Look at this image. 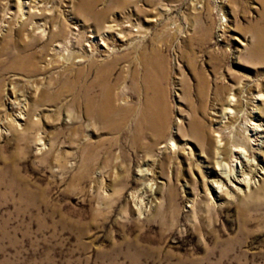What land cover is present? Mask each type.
Here are the masks:
<instances>
[{
  "label": "rangeland",
  "instance_id": "obj_1",
  "mask_svg": "<svg viewBox=\"0 0 264 264\" xmlns=\"http://www.w3.org/2000/svg\"><path fill=\"white\" fill-rule=\"evenodd\" d=\"M258 32L264 0H0V264H264ZM90 68L114 131L75 100ZM221 128L260 170L234 199L213 185Z\"/></svg>",
  "mask_w": 264,
  "mask_h": 264
},
{
  "label": "bare ground",
  "instance_id": "obj_2",
  "mask_svg": "<svg viewBox=\"0 0 264 264\" xmlns=\"http://www.w3.org/2000/svg\"><path fill=\"white\" fill-rule=\"evenodd\" d=\"M25 16V14H24ZM34 17V15H33ZM40 29V27L38 28ZM115 29L113 26L107 30L104 35H99L102 43L100 45H104L106 49L110 48L108 46V42L105 40L110 32H113ZM118 30V29H116ZM45 32V29L43 30ZM56 34H54V37ZM257 36L259 37V40L261 41L258 46H262L264 41L262 38L264 37V32H258ZM93 38L92 45H89L90 48L88 51L91 52V56H93L95 53V46H96V36H91ZM99 45V43L97 44ZM69 46V45H68ZM57 47L61 50L63 47L61 44H58ZM66 48V47H65ZM63 48V49H65ZM92 48V49H91ZM67 50V48H66ZM61 54V53H60ZM78 62H82V60H79ZM97 65L94 66L96 69ZM93 68H90L88 70L83 69L81 72L76 75V78L80 83V95L75 96L76 102H78L81 107L84 109V115L88 120H93L96 122H104V125L106 126V129L114 131V119L118 115V110L115 108V94L113 92V87L111 85L109 86L106 83V90L101 95L99 93V84H103L106 82V80L110 79L109 70H105L102 78L95 76L94 79H91ZM95 73V72H94ZM76 82V81H75ZM74 82V83H75ZM78 83V82H77ZM72 85V84H71ZM69 87V85H67ZM262 96V95H260ZM257 100H260L259 96L256 98ZM14 101V100H13ZM13 101H10L9 109H11L12 112H16L15 110L17 107L15 106V103ZM18 103V102H17ZM148 104V103H147ZM152 105V104H151ZM25 106V105H24ZM27 106V105H26ZM25 106V107H26ZM149 106V105H148ZM232 107V106H230ZM145 108V107H144ZM19 109V108H18ZM150 109V108H149ZM156 109V108H155ZM24 111V110H22ZM25 112V111H24ZM124 120L126 121L130 115L131 112L129 110L121 111ZM19 115H16L15 120H29L28 122H34V120H30V117L25 118L24 114L20 111L18 112ZM233 110L232 108H229V110L226 112V115H229L230 117H233ZM14 115V114H13ZM163 117V116H162ZM166 117V116H165ZM160 115L150 111H144L142 113L141 117V124L142 125H149L153 127H158L159 123L163 125V128L166 127V124L162 123V120L159 119ZM233 122H237V120H232ZM251 123V122H250ZM124 123L118 124V128H122ZM141 126V125H140ZM260 127L261 125L257 126L255 123H251L247 125V132L248 134H252L251 141L254 143L256 140V135L260 134ZM161 128V127H160ZM157 131V130H156ZM142 132V131H141ZM136 133V132H135ZM139 134V133H138ZM228 138H231L230 141ZM225 139L227 140L225 142ZM209 146L212 148L213 140L209 137L205 139ZM217 145L215 147L214 145V154L212 157V162L216 166L214 168V171L212 170V174H214V180L213 185L218 190V195L220 198H228V199H234L240 194H245L246 191L251 192V186L252 184L255 185V182L257 181L255 179V176L257 173H259L260 170H264V168H261L260 170L257 168V166H254V161H250V155L249 152L252 153L249 146L243 145V143H239V141L232 139L231 135L226 136L224 128H221L218 131V136L216 139ZM43 145L45 143L42 141ZM233 145V148L229 149V146ZM260 145V144H259ZM258 145V146H259ZM245 155L248 157V160H242V155ZM239 161L241 163V167H239ZM254 167V168H253ZM259 170V171H258ZM214 172V173H213ZM260 174H264L260 172ZM257 177V176H256ZM246 195V194H245ZM251 195V194H250ZM249 197V196H247ZM143 202V201H142ZM144 206V203H142V207ZM145 208V207H144ZM142 209V208H141Z\"/></svg>",
  "mask_w": 264,
  "mask_h": 264
}]
</instances>
